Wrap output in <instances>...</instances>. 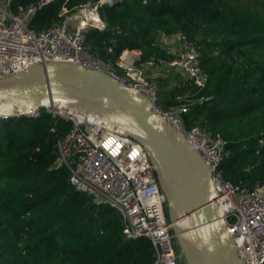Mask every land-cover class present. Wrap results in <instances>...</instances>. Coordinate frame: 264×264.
Listing matches in <instances>:
<instances>
[{
	"label": "trees",
	"instance_id": "obj_1",
	"mask_svg": "<svg viewBox=\"0 0 264 264\" xmlns=\"http://www.w3.org/2000/svg\"><path fill=\"white\" fill-rule=\"evenodd\" d=\"M98 1L59 0L29 27L47 30L61 22L64 7L73 12ZM36 2L13 0L12 9ZM101 16L107 29L90 30L86 45L118 74L124 50L141 51L142 64L174 58L153 46L158 40L197 45L206 86L164 69L160 76L168 78L152 82L161 90L158 106L177 107V97L187 96L186 129L223 141V179L250 190L264 184V0H115ZM70 128L46 109L0 119V264H154L151 241L127 238L121 213L76 191L69 169L58 166V144Z\"/></svg>",
	"mask_w": 264,
	"mask_h": 264
},
{
	"label": "built area",
	"instance_id": "obj_2",
	"mask_svg": "<svg viewBox=\"0 0 264 264\" xmlns=\"http://www.w3.org/2000/svg\"><path fill=\"white\" fill-rule=\"evenodd\" d=\"M0 3V80L33 66L67 62L88 68L106 69L105 63L86 45L90 30L104 31L107 24L102 7L115 0L88 2L71 12L66 7L61 22L47 30L34 32L29 24L36 13L59 0H37L12 9L13 0ZM174 56L139 64L141 51L124 50L116 65L123 73L124 85L147 96L172 127L200 152L210 167L217 202L225 213L226 229L244 264H264V184L253 189L236 187L225 181L219 170L223 141L201 129L187 130L182 114L189 110L183 100L164 110L158 106L160 89L147 80L150 70L177 68L197 87L204 88L208 76L200 62L194 42L164 38L154 42ZM109 51H111L109 49ZM147 77V78H146ZM70 123V131L59 142L58 166L70 171L69 183L76 191L89 195L96 205H107L123 217L127 238H147L154 248V264H181L173 225L166 213V197L156 179L154 168L143 148L125 132L109 122L72 111H50ZM41 111L33 113L37 117Z\"/></svg>",
	"mask_w": 264,
	"mask_h": 264
},
{
	"label": "water",
	"instance_id": "obj_3",
	"mask_svg": "<svg viewBox=\"0 0 264 264\" xmlns=\"http://www.w3.org/2000/svg\"><path fill=\"white\" fill-rule=\"evenodd\" d=\"M42 109L97 117L143 148L165 194L182 264H244L228 235L210 167L147 96L112 71L67 62L39 64L0 80V119Z\"/></svg>",
	"mask_w": 264,
	"mask_h": 264
},
{
	"label": "rangeland",
	"instance_id": "obj_4",
	"mask_svg": "<svg viewBox=\"0 0 264 264\" xmlns=\"http://www.w3.org/2000/svg\"><path fill=\"white\" fill-rule=\"evenodd\" d=\"M0 3H3V1L2 0H0ZM107 70L108 71H114L112 68H107ZM115 72V71H114ZM159 74H164V72H160ZM120 76H123V73H121V74H119ZM148 75V74H147ZM167 76H168V74H166ZM161 76H163V77H161ZM161 76H150L151 77V79H148L147 77V80L148 81H150V82H154V81H156L157 79H159L160 77L161 78H163V79H166V78H168L167 76H165V75H161ZM170 80H168V82H169Z\"/></svg>",
	"mask_w": 264,
	"mask_h": 264
},
{
	"label": "crops",
	"instance_id": "obj_5",
	"mask_svg": "<svg viewBox=\"0 0 264 264\" xmlns=\"http://www.w3.org/2000/svg\"><path fill=\"white\" fill-rule=\"evenodd\" d=\"M161 72V70L160 71H155V70H150L147 74V77H148V79H151V77L150 76H160V73ZM162 72H164L163 70H162ZM180 73H181V71H180ZM182 75H183V73H182ZM176 80L173 78L172 79V81L170 82V84H172V85H175L176 84V82H175ZM153 84H155L156 85V83H153ZM157 86V85H156ZM160 89V88H159ZM161 91V90H160Z\"/></svg>",
	"mask_w": 264,
	"mask_h": 264
}]
</instances>
